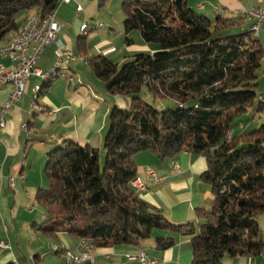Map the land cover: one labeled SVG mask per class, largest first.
<instances>
[{"label": "trees", "instance_id": "16d2710c", "mask_svg": "<svg viewBox=\"0 0 264 264\" xmlns=\"http://www.w3.org/2000/svg\"><path fill=\"white\" fill-rule=\"evenodd\" d=\"M105 1L98 0L99 7ZM56 4L0 0V42L16 32L20 14L33 11L31 16L45 19ZM121 8L125 42L136 31L145 44L158 48L137 53L121 66L102 55L87 61L105 91L127 98L130 105L110 110L102 164L97 148L70 140L47 154L48 187L35 195L45 220L33 227L45 235L89 238L98 249L137 248L155 230L178 233L190 237L191 264L259 257L264 124L248 133L231 131L234 120L249 109L264 113V101L256 95L264 59L258 38L249 29L235 32L242 20L219 15L211 20L190 8L188 0H123ZM143 90L177 107L156 109L142 100ZM142 152L160 162L180 153L204 156L207 170L200 180L210 186L212 202L208 209L194 210L196 224H171L138 196L131 186L137 176L133 157ZM173 244L169 237L155 240L157 250Z\"/></svg>", "mask_w": 264, "mask_h": 264}, {"label": "crops", "instance_id": "0c3cea01", "mask_svg": "<svg viewBox=\"0 0 264 264\" xmlns=\"http://www.w3.org/2000/svg\"><path fill=\"white\" fill-rule=\"evenodd\" d=\"M190 3L188 1L190 8L210 19L219 15L242 20V25L235 28V32H239L248 30L250 25L243 13L252 8H261L264 0H190ZM90 6V0H70L68 3L57 0L52 15L61 27L58 41L46 46L36 62V67L43 73L42 80L35 76L28 78L25 94L9 112L6 125L0 131V245L10 246L7 250L0 247V264H66L64 258L67 257L64 254L74 251L77 239L64 233L47 235L56 243L49 245V248L44 245L35 248L31 242L22 239V231L18 232L20 228L24 231L28 227L35 229L33 225L45 220L44 214L37 218L33 208L27 207L32 195L35 199L36 192L45 188L42 169L47 154L67 140L100 149L108 130V115L112 107L125 109L130 105L123 97L110 96L103 83L94 76L87 64L95 56L94 53L109 60L127 53L123 56L124 60L118 62L124 63L137 53L152 54L158 48L145 44L140 34H133L136 31L128 35L130 40L132 38L129 44L125 41L122 44L119 37L112 33L115 28H112L111 19L106 20L107 25H111L108 31H100L90 38L87 35L90 29L103 28L101 24L100 27L90 26V29L87 26L85 31H81L80 26L94 18L95 7L90 9ZM77 7H81V10L77 11ZM31 13L34 12L18 16V29L7 35L0 42V47L10 45ZM256 37L264 49V31H260ZM79 38L84 39L80 41ZM93 41L95 43L92 45ZM60 47L70 50L78 60H63L62 64H57ZM0 64L8 67L9 61L1 55ZM64 73L72 76L74 81L69 83L63 79ZM45 75L48 76L43 78ZM257 75L258 79H264V59ZM43 81L49 84L41 90ZM33 87L39 88L37 94L32 90ZM8 93L7 86H0V106L7 99ZM261 99L264 101V97ZM41 107L46 112L40 113L38 108ZM133 161L137 168L136 177L144 185V190L138 192V196L159 210L171 224H196L194 210L211 206V188L200 180V176L207 170L204 156L180 153L173 159L160 162L153 155L142 152L134 155ZM146 170H152L156 177L162 179L153 181L146 175ZM10 179L12 187L9 186ZM257 224L262 233L261 255L256 258H228L226 264H264V213L257 217ZM168 237L173 239L174 244L166 250H157L155 240ZM20 245L23 250L18 251V254L13 246L19 250ZM138 250L145 251L159 264H191L192 261L189 236L155 230L137 248H95L96 264H137L129 262L127 256L134 255Z\"/></svg>", "mask_w": 264, "mask_h": 264}, {"label": "built area", "instance_id": "2783aa9c", "mask_svg": "<svg viewBox=\"0 0 264 264\" xmlns=\"http://www.w3.org/2000/svg\"><path fill=\"white\" fill-rule=\"evenodd\" d=\"M69 1L63 0L64 3H68ZM76 10L80 11L81 7H77ZM243 17L244 19H249V27H255L257 30L264 31V5L261 8H252L244 12ZM37 21L38 19H35L34 22H30L29 29L23 31L20 41L16 42L15 46L3 47L0 53V55H3L9 61L8 67L0 64V86H7L9 88L7 99L0 106V131L6 125V118L9 112L19 103L25 94L28 78L35 76L42 80L43 73L36 67V62L41 53L46 46L58 41V33L61 27L56 17L50 20L48 29L32 31V24L37 23ZM84 26L87 25L82 24L80 29ZM93 26L100 27L101 24ZM76 59L78 60L70 50L60 47L56 63L58 61H74ZM63 79L69 83L74 81L72 76L66 75L65 73ZM34 87L32 90H34ZM39 111L40 113L46 112L43 107ZM146 175L153 181L162 179L156 177L152 170H146ZM9 186H13L12 179L9 180ZM131 186L136 192L144 190V185L137 177L131 182ZM86 245H93V252H95L93 241L89 238H82L78 240L74 251L65 252L64 257H69L70 261H80L89 264L86 261ZM0 247L5 250L10 249V246L7 244L0 245ZM127 260L137 264H159L156 259L148 256L143 250H138L134 255L127 256Z\"/></svg>", "mask_w": 264, "mask_h": 264}, {"label": "rangeland", "instance_id": "374dc122", "mask_svg": "<svg viewBox=\"0 0 264 264\" xmlns=\"http://www.w3.org/2000/svg\"><path fill=\"white\" fill-rule=\"evenodd\" d=\"M122 1L123 0H107L102 4L101 7H99L98 0H90V3H91L90 9H92V7H95V9L93 10V14H95V15H94V18L92 20H86L84 24H86L89 27V29H90L91 25L93 26V25H97V24H102V26H103L102 29H97V30L95 28H94L95 30L90 29V31L87 33V35L90 38L94 34L96 35L97 33H99L100 31H103V30L108 31L109 26H111V25H107L106 20L111 19V21L113 22L112 28H115L112 33H115V35H117V37H119V41H121L122 44L125 43L124 42L125 37L123 35V25H122L123 18H124L122 8H121ZM188 1H189V4H192V3H190V0H188ZM191 2H192V0H191ZM213 19H214V17L211 18V20H213ZM133 34L138 35L139 33L134 32ZM131 40H132V38H131ZM94 43H95V41H93L92 45ZM5 46L6 45H4L2 47H5ZM2 47H0V48H2ZM94 55H96V53H94ZM126 55H127V53L123 54L121 56L117 55L115 57H112V59H110V60L112 63L118 64V66H121L122 63H118V62H122L124 60L123 56H126ZM258 81H259L260 86H258L256 88V95H257V98L259 99L260 97H264V79L259 77ZM141 98L144 102L150 104L151 106H153L154 108L159 109V110H163V109H167V108L168 109H175L177 107V103H175L173 101H169V100L155 99L151 94L147 93L145 90L142 91ZM125 100L127 101V103H130V101L127 98H125ZM261 124H264V113H256L255 109L251 108L246 113L239 115L236 118V120H234V122L231 125V131L235 132L234 135H238V134H242V133H248V132L252 131L253 129L258 128ZM98 150H99V156H100V164H102L103 159H104L103 147H101ZM167 160H169V159H167ZM44 168L45 167L43 166L42 171H43V179H44V184H45L44 186H45V188H47L48 182L46 179ZM27 208L28 209L33 208L34 215H36L37 218L40 217V214H45L44 209L36 202L33 195L31 197V200H30ZM41 223H39V224H41ZM21 231H22V233H21ZM18 232L21 233L22 239L25 242H28V241L31 242V244L34 245L33 247L36 246L38 248V247H41L42 245H44L45 247L49 248V245L56 243V241H54L53 238L43 234L40 231H37L36 229H31L28 227V230L24 231L22 228H20ZM21 242H22V240H21ZM13 248L15 251H17L18 254H19L18 251L23 250V246H21V245L19 246V250L17 249L16 246H13ZM57 258L60 260L59 257H57ZM227 259H228V257L223 258L222 262L226 263ZM64 260H67V258H64Z\"/></svg>", "mask_w": 264, "mask_h": 264}, {"label": "bare ground", "instance_id": "6f19581e", "mask_svg": "<svg viewBox=\"0 0 264 264\" xmlns=\"http://www.w3.org/2000/svg\"><path fill=\"white\" fill-rule=\"evenodd\" d=\"M53 15L47 16L45 19H40L38 16H31L27 18L23 24V26L17 31L15 36L12 38L11 43L9 46H15V43L20 41L23 31H27L29 29L30 22H34L35 19H38L37 23L32 24V31H39L49 28L50 20H52ZM249 21V19H248ZM87 26H84L81 28V31H85ZM249 30L253 32L255 35H257L260 30H257L255 27H249ZM2 50H0V53ZM1 56V55H0ZM57 64H62V61H58ZM48 75L43 76V78L47 77ZM39 91V88H35L34 92L37 94ZM40 108H38L39 111ZM33 110V109H32ZM26 128V127H25ZM86 261L89 262V264H96V254L93 252V245H86ZM66 264H86L85 262L80 261H70V258L67 257Z\"/></svg>", "mask_w": 264, "mask_h": 264}]
</instances>
